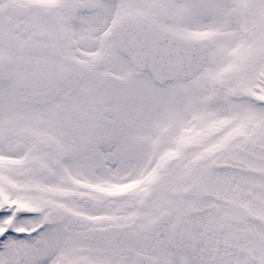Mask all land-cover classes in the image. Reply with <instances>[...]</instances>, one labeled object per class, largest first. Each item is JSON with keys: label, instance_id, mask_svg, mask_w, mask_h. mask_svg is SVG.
I'll return each mask as SVG.
<instances>
[{"label": "snow or ice", "instance_id": "snow-or-ice-1", "mask_svg": "<svg viewBox=\"0 0 264 264\" xmlns=\"http://www.w3.org/2000/svg\"><path fill=\"white\" fill-rule=\"evenodd\" d=\"M0 264H264V0H0Z\"/></svg>", "mask_w": 264, "mask_h": 264}]
</instances>
